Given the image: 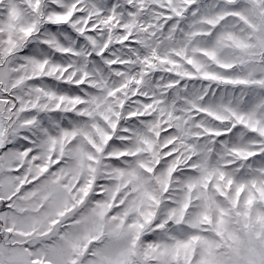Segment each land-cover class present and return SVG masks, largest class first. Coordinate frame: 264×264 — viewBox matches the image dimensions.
I'll return each mask as SVG.
<instances>
[{"label":"snow or ice","instance_id":"snow-or-ice-1","mask_svg":"<svg viewBox=\"0 0 264 264\" xmlns=\"http://www.w3.org/2000/svg\"><path fill=\"white\" fill-rule=\"evenodd\" d=\"M0 264H264V0H0Z\"/></svg>","mask_w":264,"mask_h":264}]
</instances>
